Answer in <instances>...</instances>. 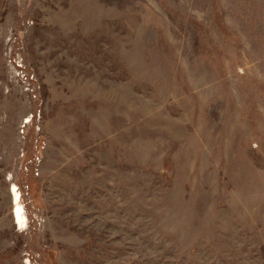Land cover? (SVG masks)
Segmentation results:
<instances>
[{"label":"rangeland","instance_id":"rangeland-1","mask_svg":"<svg viewBox=\"0 0 264 264\" xmlns=\"http://www.w3.org/2000/svg\"><path fill=\"white\" fill-rule=\"evenodd\" d=\"M0 264H264V0H0Z\"/></svg>","mask_w":264,"mask_h":264}]
</instances>
